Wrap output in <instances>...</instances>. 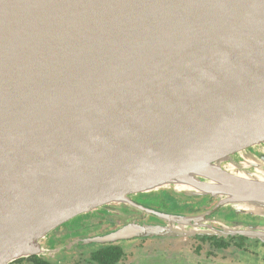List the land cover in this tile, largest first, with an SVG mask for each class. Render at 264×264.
I'll return each mask as SVG.
<instances>
[{
	"label": "water",
	"instance_id": "95a60500",
	"mask_svg": "<svg viewBox=\"0 0 264 264\" xmlns=\"http://www.w3.org/2000/svg\"><path fill=\"white\" fill-rule=\"evenodd\" d=\"M263 145L264 0H0V264L111 204L164 225L84 244H264V224L211 219H264V154L249 153ZM168 188L217 202L176 214L131 198Z\"/></svg>",
	"mask_w": 264,
	"mask_h": 264
},
{
	"label": "flooded vegetation",
	"instance_id": "af4514ba",
	"mask_svg": "<svg viewBox=\"0 0 264 264\" xmlns=\"http://www.w3.org/2000/svg\"><path fill=\"white\" fill-rule=\"evenodd\" d=\"M249 153L251 154H255L257 157H262L264 154V145L257 147V148H253V149H249ZM236 160L243 163L245 160L243 157H241L240 155L236 154L235 156ZM166 191H172L173 188H168V189H164ZM162 191V190H161ZM158 192H152V193H142V194H133L131 195V198L144 206L150 207V208H154L157 210H161L167 213H171V211L167 210L165 208V205H160V204H155V203H150L149 201L145 200L144 198L149 195V194H153V193H159ZM178 195H180L181 197H188L185 195V193H178V192H174ZM188 198H192V199H207L206 201L209 202L211 205L212 203L216 200H211L210 197H188ZM216 204V203H215ZM215 204L213 206H211L209 209H212ZM112 205H107V206H103V207H99L96 208L86 214H82L79 215L73 219H70L69 221L61 224L60 226H58L57 228L53 229L51 234L47 237H45L44 239L41 240V245L43 248V252L38 254V255H31L28 257H23L21 259L15 260L14 262L10 263V264H130L133 262V255H131L130 252H127L125 246L127 245V243H135L137 241H146V238H135V239H131V240H121V241H117V242H112V243H107V244H102V243H85L84 244V240H89L90 238H94V237H102L108 234H111L117 230H120L121 228H123L124 226L131 224V223H142V224H147L148 225H164L163 222H161L160 220L153 218L152 216L149 217V219L144 220V217H142V213H140L139 211L135 210V209H131L128 210V206L122 205V204H118L121 205L122 208V212H124V214L119 218V222L114 221V213L111 212L113 209ZM164 206V207H163ZM229 208L231 210V214H232V218H227L229 220H233L234 218H237L239 216L236 215V213L230 208V207H226ZM205 210V211H207ZM223 208H221L219 211H222ZM204 211V212H205ZM218 212V211H217ZM216 212V213H217ZM94 214L95 217H91L90 215ZM179 214V213H176ZM197 214V213H195ZM243 215V214H241ZM91 218H89V217ZM146 216V214H145ZM214 216V214H213ZM213 216H211V219L213 218ZM81 217H83L84 219H86L87 224L86 226H84L82 224V222L80 221L78 224H75L76 226L81 224L79 227H77V229H81L84 228V230H82V233L78 234V235H74V232H69L66 228L69 229V227L73 228L74 225L72 224V222L76 219H80ZM99 217V218H96ZM215 220V219H214ZM74 221V222H75ZM226 221V220H224ZM218 222V221H217ZM233 222L232 225H238L237 222H239L238 220L236 221H230ZM79 232V231H77ZM75 232V233H77ZM64 237L65 240L64 241H60V239ZM151 238V237H148ZM167 238V237H166ZM168 238H172V239H183L182 237H177V236H171ZM195 239L197 244L196 249H195V253L197 255V252H199L200 250H206V259L210 261L211 260H216L217 259V253L218 252H225L230 250L231 248H236L238 250H240L241 252L245 253H249V254H257L258 249L253 253L251 252V248H249L247 246V244L245 243H240L242 238H237V237H230L228 239H224V238H218V237H203V238H191ZM257 242V241H256ZM261 243V242H260ZM262 244V243H261ZM92 245V246H91ZM168 247V245H167ZM164 248V251L161 252L162 254H165L164 257L168 256L171 253V249H167ZM151 250V249H150ZM213 251L214 253L209 254V251ZM263 251H264V247H263ZM107 252H109L110 254H108V257H106V263H102L103 259H100L101 262L98 260L102 254H107ZM157 252V251H156ZM149 256L153 257L152 260L155 259L156 255H158V253H153V252H149L146 253ZM103 257V256H101ZM263 257H264V253H263ZM105 258V257H104ZM224 260L228 261V259L226 257H223ZM232 261V260H231ZM155 263V262H154ZM264 264V262L262 263Z\"/></svg>",
	"mask_w": 264,
	"mask_h": 264
},
{
	"label": "rangeland",
	"instance_id": "374dc122",
	"mask_svg": "<svg viewBox=\"0 0 264 264\" xmlns=\"http://www.w3.org/2000/svg\"><path fill=\"white\" fill-rule=\"evenodd\" d=\"M176 192L175 189L172 191H166L162 190V192L159 193H153L147 195L144 199L149 201L150 203L165 205V208L171 213H179V214H195V213H202L205 210L209 209L211 206H213L216 202L214 201L212 205L203 199H192L188 197H181L180 195L173 193ZM112 211L114 213V221L119 222L120 215L122 216L124 212H122L121 205L114 204L112 205ZM164 207V206H163ZM132 208L128 207V210H131ZM231 210L229 208H223L222 211H218L214 214L212 219H215L218 222L224 223L228 225L229 227L233 226H260L261 224H264V219L261 217H256L250 214H237V218H234L233 220H238V225H232L233 220H229L227 218H232V214L230 213ZM141 213V212H140ZM142 217H144V220L149 219L150 216H145V214H141ZM91 217H95L94 214L90 215ZM89 217V216H87ZM89 217V218H91ZM99 218V217H96ZM155 218V217H153ZM226 220V221H224ZM75 221V220H74ZM72 222L74 225L73 228L69 227L66 228L69 232H74V235H78L82 233V230L84 228H81L80 230L77 229L81 224H78L80 221L84 226H86L87 221L83 217L80 219H76L75 222ZM145 224V223H144ZM148 224V223H147ZM146 224V225H147ZM214 227L220 228V225L218 223H213ZM79 231V232H77ZM77 232V233H75ZM51 234V233H50ZM49 234V235H50ZM48 235V236H49ZM52 235V234H51ZM65 238L62 237L60 241H64ZM259 242V241H258ZM240 243H245L249 248H251V252H255L257 249V254H249V253H243L238 249L231 248L228 251L225 252H218L217 253V259L214 260H207L206 257V250H200L197 252V255L195 253L196 247V240L195 239H172V238H166V237H151L146 238V241H137L133 243H127L125 246L127 252H130L131 255H133V262L130 264H262L264 262L263 257V244L257 243L256 241L250 240V239H241ZM168 245V247H167ZM92 246V245H91ZM171 249V253L164 257L165 254H162L161 252L164 251V248ZM151 249V250H150ZM158 253L156 255L155 259L153 257L149 256L146 253L149 252ZM157 251V252H156ZM209 254L214 253L213 251H209ZM223 257H226L228 261L224 260ZM232 260V261H231ZM155 262V263H154Z\"/></svg>",
	"mask_w": 264,
	"mask_h": 264
},
{
	"label": "trees",
	"instance_id": "16d2710c",
	"mask_svg": "<svg viewBox=\"0 0 264 264\" xmlns=\"http://www.w3.org/2000/svg\"><path fill=\"white\" fill-rule=\"evenodd\" d=\"M160 192H162V191H160ZM203 200H207V199L203 198ZM240 238H242V237H240ZM242 239H245V238H242ZM257 243H260V242L257 241ZM263 246H264V244H263ZM108 254H110V253H109V252H107V254H105V253H104V254L100 253V255L103 256V257H101V256L98 257V258H99L98 260L101 262L100 259H103L102 263H106V262H107V261H106V257H108ZM104 257H105V258H104Z\"/></svg>",
	"mask_w": 264,
	"mask_h": 264
}]
</instances>
